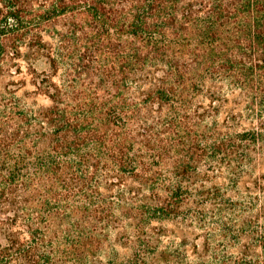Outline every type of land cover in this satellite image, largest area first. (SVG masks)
Masks as SVG:
<instances>
[{
  "label": "trees",
  "instance_id": "16d2710c",
  "mask_svg": "<svg viewBox=\"0 0 264 264\" xmlns=\"http://www.w3.org/2000/svg\"><path fill=\"white\" fill-rule=\"evenodd\" d=\"M225 89L264 104V0H0V264H101L110 231L132 250L111 264L170 259L164 223L202 225L220 196L201 164L264 149L260 119L207 123ZM251 229L195 264H264Z\"/></svg>",
  "mask_w": 264,
  "mask_h": 264
},
{
  "label": "rangeland",
  "instance_id": "374dc122",
  "mask_svg": "<svg viewBox=\"0 0 264 264\" xmlns=\"http://www.w3.org/2000/svg\"><path fill=\"white\" fill-rule=\"evenodd\" d=\"M30 90L31 87L26 86L19 91L18 96L24 100L28 99L25 97V92ZM225 91L228 92L225 96L228 101H225L218 116L213 114L212 118L206 120L208 124L216 120L222 125L227 120V126L241 130V128H248L250 124H255L259 119L264 121V104L257 105L252 113L244 109L247 101L238 93H230L227 89ZM29 101L30 99L27 102ZM36 103L46 105L47 101L40 96L36 98ZM233 117L236 121L230 124ZM250 156L248 160H253L251 165H247V162L238 164L237 161L247 160L244 153L238 150V153L231 159L237 160L232 164V169L225 166L201 164L199 173L212 176L204 186L216 187L219 189L220 196L218 195L215 201L205 198L198 200L199 205L202 206L201 210L203 209L205 213V221L202 225L195 221L191 225L178 221L164 223L163 227L167 233L165 237H161L157 255L159 256V253L166 249L170 259L156 260L153 264H173L171 255L176 250L181 252L190 264H195V254L192 252L194 244L201 246L207 243L208 249L207 253H204L206 256L204 259L208 260L210 256H221L224 253L237 256L243 243H253L252 236L247 238L248 235L243 234L251 227L252 229L264 227V149H257ZM223 160L230 159L225 157ZM194 199L197 200L198 197L195 196ZM244 222L250 226L248 227ZM224 229H227L229 233L227 238L223 237L222 230ZM100 252L97 253V257L101 264H111L114 259L118 262H125L132 256V250L122 245L121 237L116 231H110L107 234ZM256 252L259 253L258 250Z\"/></svg>",
  "mask_w": 264,
  "mask_h": 264
}]
</instances>
